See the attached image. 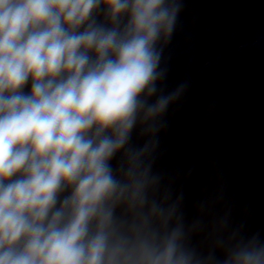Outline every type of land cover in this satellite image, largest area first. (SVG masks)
Returning <instances> with one entry per match:
<instances>
[{
  "label": "clouds",
  "instance_id": "9594fccd",
  "mask_svg": "<svg viewBox=\"0 0 264 264\" xmlns=\"http://www.w3.org/2000/svg\"><path fill=\"white\" fill-rule=\"evenodd\" d=\"M102 4L110 27L94 19ZM180 7L0 0V264H264L259 233L243 235L230 211L206 220L210 200L187 222L183 192L173 198L153 171L164 116L186 88L157 95V45ZM138 125L146 139L134 146ZM202 232L206 252L191 239Z\"/></svg>",
  "mask_w": 264,
  "mask_h": 264
}]
</instances>
